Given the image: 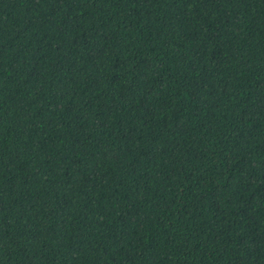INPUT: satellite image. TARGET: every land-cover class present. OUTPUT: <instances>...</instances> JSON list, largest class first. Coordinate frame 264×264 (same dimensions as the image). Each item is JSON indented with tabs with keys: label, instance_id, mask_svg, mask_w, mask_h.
<instances>
[{
	"label": "trees",
	"instance_id": "trees-1",
	"mask_svg": "<svg viewBox=\"0 0 264 264\" xmlns=\"http://www.w3.org/2000/svg\"><path fill=\"white\" fill-rule=\"evenodd\" d=\"M0 264H264V0H0Z\"/></svg>",
	"mask_w": 264,
	"mask_h": 264
}]
</instances>
